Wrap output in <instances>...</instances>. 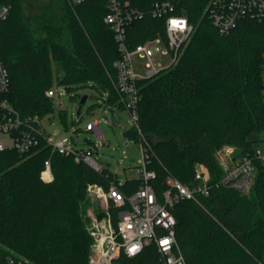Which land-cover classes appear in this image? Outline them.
I'll return each mask as SVG.
<instances>
[{"label": "trees", "instance_id": "1", "mask_svg": "<svg viewBox=\"0 0 264 264\" xmlns=\"http://www.w3.org/2000/svg\"><path fill=\"white\" fill-rule=\"evenodd\" d=\"M145 17L127 27L131 49L148 40H167L165 21L149 10L166 0H128ZM24 0H0L11 6L0 22V58L10 78L6 99L23 116L43 118L53 101V64L63 74L57 85L67 90L92 85L107 94L113 109H122L114 89V63L121 58L118 43L105 23L106 1L42 11L33 18L22 13ZM209 0H175L172 15L188 19L194 31L181 48L176 65L140 83L139 125L150 144V169L158 193L171 176L184 184L204 165L212 181L221 177L215 152L223 146L251 152L264 140L262 65L264 15L247 17L228 35H221L208 14ZM80 114L78 117H80ZM79 121V120H78ZM137 142L132 131L124 133ZM51 161L53 180L42 178ZM254 184L248 194L214 187L199 202L181 201L171 208L176 238L187 264H264V162H257ZM0 264L27 260L29 264H89L93 239L85 206L88 188L108 187L114 175L96 172L42 145L31 155L0 152ZM132 179L121 186L128 196L137 190ZM114 222L117 208L111 206ZM22 258V259H21ZM117 264H162L154 245L140 255H122Z\"/></svg>", "mask_w": 264, "mask_h": 264}, {"label": "built area", "instance_id": "2", "mask_svg": "<svg viewBox=\"0 0 264 264\" xmlns=\"http://www.w3.org/2000/svg\"><path fill=\"white\" fill-rule=\"evenodd\" d=\"M87 1L71 0V4L81 5ZM104 1L108 10L105 23L113 31L121 53V58L114 63L113 86L119 95L122 109L128 111L132 118L133 126L125 132L132 131L137 135L136 143L140 147L142 159L135 169L137 178L134 180L138 188L130 195L125 196L121 192L124 183L115 176L107 188L99 184L88 188V196L92 195L107 207L112 203L117 208L115 222L112 214L104 209L101 216L90 215L88 218L87 230L93 239L89 264H117L122 255L137 257L150 245L156 247L162 264H187L176 238V219L171 208L181 201L199 202L201 198L209 197L213 188L218 186L248 194L254 184L256 163L264 162V147L240 153L237 147L223 146L214 154L221 173L218 180L213 182L209 170L204 165H197L191 183L184 184L169 176L164 182L166 189L158 193L153 184L156 172L149 166L150 144L139 125L140 83L154 79L163 70L177 64L181 48L189 41L194 28L187 18L171 14L175 0L155 2L149 14L153 18L164 19L167 40L157 37L131 49L126 39L127 27L142 20L145 13L128 0ZM10 13L11 6H0V22L5 21ZM208 14L218 32L228 35L241 20L247 17L260 19L264 15V0H209ZM165 62H168L166 66ZM262 84L264 99V61ZM9 90V73L0 58V152L14 151L26 156L34 154L45 145L51 154L73 157L76 162L84 161L98 173L107 168L96 158L99 148L108 144L97 120L88 123L85 129L94 133L98 144L77 150L74 145L81 142L79 133L75 137L55 141L44 128L41 117H23L14 108L6 99ZM58 95L62 96L63 93ZM55 96L53 88L47 92L50 99L53 100ZM102 107L116 115L108 96L104 97ZM42 178L45 182L53 180L50 159L44 163ZM12 255L7 258L9 264H29L27 260L15 261Z\"/></svg>", "mask_w": 264, "mask_h": 264}, {"label": "rangeland", "instance_id": "3", "mask_svg": "<svg viewBox=\"0 0 264 264\" xmlns=\"http://www.w3.org/2000/svg\"><path fill=\"white\" fill-rule=\"evenodd\" d=\"M65 2L68 5L71 4V0H24L22 13L25 18H33L42 11L52 9L58 17H61L63 15L62 7ZM167 64L168 62H165L164 65L166 66ZM62 74L61 68L57 64H53L52 82L56 96L52 100V111L42 118L43 126L48 134L55 141H59L75 137L79 133L81 142L75 144L74 148L85 150L98 144L94 133L87 132L85 129L88 123L97 120L108 142L107 145L99 148L96 154L97 160L105 168L107 167L106 164H111L107 169L123 183L137 178L135 169L142 159V153L136 142H129L124 136L125 130H130L133 126V121L128 111L114 108L113 111L121 121V125L115 126L113 112L106 111L102 107L103 99L108 96L107 94L102 95L92 85L78 87L69 91L64 86L57 85L58 78ZM60 92L63 93L62 96L58 95ZM82 95H87L89 98L82 107L80 117H78L77 113ZM250 139L264 140V134L251 135ZM258 147L263 148L264 143H261ZM111 206L112 203L107 207L105 203L103 204L90 195L85 206V214L88 218L90 215L101 216L103 209L111 213Z\"/></svg>", "mask_w": 264, "mask_h": 264}, {"label": "water", "instance_id": "4", "mask_svg": "<svg viewBox=\"0 0 264 264\" xmlns=\"http://www.w3.org/2000/svg\"><path fill=\"white\" fill-rule=\"evenodd\" d=\"M88 98L89 97L87 95H82L81 96L80 103H79V109H78L77 115L80 114V112L82 110V107L88 101ZM114 117H115V120H116L115 121V126L121 125L120 120L118 119V117L116 115ZM106 166H107V168H109L111 166V164H106Z\"/></svg>", "mask_w": 264, "mask_h": 264}]
</instances>
